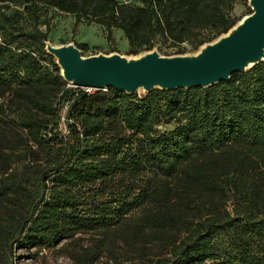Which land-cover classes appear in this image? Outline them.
<instances>
[{"label": "trees", "instance_id": "1", "mask_svg": "<svg viewBox=\"0 0 264 264\" xmlns=\"http://www.w3.org/2000/svg\"><path fill=\"white\" fill-rule=\"evenodd\" d=\"M240 1L0 0L1 264L80 234L123 248L96 241L68 254L75 264L103 251L114 263L130 251L134 264H264V62L209 88L86 94L46 53L42 20L53 9L121 30L132 56L155 43L197 51L251 13L234 16Z\"/></svg>", "mask_w": 264, "mask_h": 264}, {"label": "water", "instance_id": "2", "mask_svg": "<svg viewBox=\"0 0 264 264\" xmlns=\"http://www.w3.org/2000/svg\"><path fill=\"white\" fill-rule=\"evenodd\" d=\"M248 7L249 15L194 54L161 56L149 51L129 58L115 53L83 57L73 44L49 42H45V51L55 59L68 87L112 88L127 95L209 88L264 62V0H248Z\"/></svg>", "mask_w": 264, "mask_h": 264}, {"label": "rangeland", "instance_id": "3", "mask_svg": "<svg viewBox=\"0 0 264 264\" xmlns=\"http://www.w3.org/2000/svg\"><path fill=\"white\" fill-rule=\"evenodd\" d=\"M119 4H135L136 0H114ZM248 0L240 1L234 9V16L240 17L248 12ZM43 17L48 27V42L52 45H64V44H84L87 47L86 52H81L83 57H89L93 55H110L118 54L124 57H134L128 55V41L121 30L112 29L106 31L102 26L96 24L79 23L74 25V18L68 14L61 13L57 10L48 9L43 10ZM43 31H46L45 25L41 27ZM178 48L183 49V54H194V51L188 43L181 44ZM177 47H171L169 43L165 45L161 43H155L151 51H156L161 56H174L178 49ZM144 53V52H143ZM142 54V53H141ZM68 86V85H67ZM74 88V87H69ZM78 90L89 94L94 90L78 88ZM138 96H142L144 93L138 91ZM65 111V105H59V113L63 116ZM175 126L174 123L162 124L158 127L161 131L171 130ZM59 132L64 134L66 132L64 124L60 123ZM101 235L97 234H80L73 239L62 240L54 248H42V249H16L14 251L13 264H75L74 261L68 256L70 252L81 251L82 248H88L94 245L96 241H102L114 251L123 248L121 245H117L116 242L110 237L100 238ZM98 243V242H97ZM105 250V249H104ZM128 250V249H127ZM121 252V251H119ZM132 254L122 253V256L116 263L110 260L109 254L103 251L94 264H134L128 262V258H131ZM3 261V247L0 243V264Z\"/></svg>", "mask_w": 264, "mask_h": 264}, {"label": "built area", "instance_id": "4", "mask_svg": "<svg viewBox=\"0 0 264 264\" xmlns=\"http://www.w3.org/2000/svg\"><path fill=\"white\" fill-rule=\"evenodd\" d=\"M64 112H65V111H64ZM61 123L64 124V117H63V116L61 117Z\"/></svg>", "mask_w": 264, "mask_h": 264}]
</instances>
